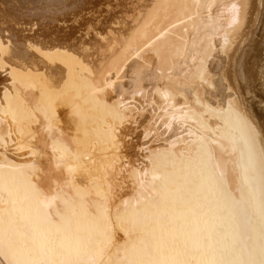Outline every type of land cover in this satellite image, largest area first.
Wrapping results in <instances>:
<instances>
[{
	"label": "bare ground",
	"instance_id": "obj_1",
	"mask_svg": "<svg viewBox=\"0 0 264 264\" xmlns=\"http://www.w3.org/2000/svg\"><path fill=\"white\" fill-rule=\"evenodd\" d=\"M264 0H0V264H264Z\"/></svg>",
	"mask_w": 264,
	"mask_h": 264
},
{
	"label": "snow or ice",
	"instance_id": "obj_2",
	"mask_svg": "<svg viewBox=\"0 0 264 264\" xmlns=\"http://www.w3.org/2000/svg\"><path fill=\"white\" fill-rule=\"evenodd\" d=\"M261 164H262V167H264V153H262Z\"/></svg>",
	"mask_w": 264,
	"mask_h": 264
}]
</instances>
